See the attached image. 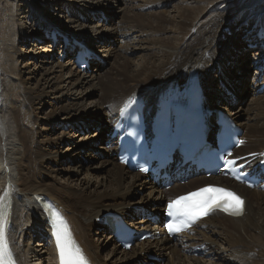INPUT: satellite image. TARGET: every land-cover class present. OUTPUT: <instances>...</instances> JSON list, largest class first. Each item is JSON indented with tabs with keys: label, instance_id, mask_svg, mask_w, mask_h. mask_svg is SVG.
<instances>
[{
	"label": "bare ground",
	"instance_id": "obj_1",
	"mask_svg": "<svg viewBox=\"0 0 264 264\" xmlns=\"http://www.w3.org/2000/svg\"><path fill=\"white\" fill-rule=\"evenodd\" d=\"M13 1L15 4L5 0L4 7H0V123L5 128L4 134H0V196L6 195L9 190L12 192V227L9 235L19 262L34 264L28 259L30 246L23 245L26 235L34 232L35 236L39 235L38 241L44 239L45 233L40 225L45 219L37 198L45 196L61 208L81 249L92 264H117L119 262L112 259L118 252L125 258L124 262L120 261L121 264H264V190L251 189L237 183L227 184L226 179L219 175L196 177L183 185L175 184L166 189L152 182L147 183L140 173L118 163L114 155L116 147H104L107 150L104 152L98 145L99 141L111 142L106 135L110 123L118 108L130 97H140L149 111L154 102L172 91L174 86L183 83L188 85L195 77L203 84L204 101L227 114L226 110L229 108L224 107V104L228 102L220 97L222 93H218L221 85L214 81L218 78L223 85H226V81L231 86L234 84V98L229 95L225 97L234 103L239 100L238 91L244 86V78H234L232 71L235 67L231 64L230 57L237 50H240L241 55L237 53L242 57L245 52L242 48L248 49L254 45L258 46L253 53L257 63H254L250 86L252 94L255 93L261 81L259 68L263 65L264 58V49L261 48L264 39H259L255 33L257 29L264 32V0H172V7L176 11L174 16L162 9L164 3L169 4L171 0H137L138 3L134 5L130 4L131 0H124L121 16L110 25L113 38L117 40L119 37L121 42L116 48L109 47L107 53L114 54L113 58H123L115 73L100 78L93 70L83 69L86 73H81L83 70L79 71V68L75 71L74 59L68 58L62 63L53 62L49 49L46 51L50 45H42L33 55L36 60L34 70H29L32 74L30 78L34 79L36 72L40 74L34 87H31L29 79L23 78L17 66L16 57H20L22 52L18 45L25 40L31 42L40 38L42 41L48 33L66 36L67 32L53 24H41L37 28L28 26L27 21L36 16V6L43 0ZM62 2L72 21H78L81 16L90 19V12L96 14L103 6L100 0H57L56 3L63 6ZM25 3L30 9L24 12ZM159 8L161 10L157 12H147ZM72 21H69L73 26L70 27L73 32L72 40L79 38L81 41L84 38L86 40L82 41L91 43L93 39H88L82 29L74 30L77 25ZM237 31L241 32V38L237 37L235 42ZM149 33H159L161 36L154 38ZM73 41L70 40V44L66 45V53L75 44ZM171 47L173 50H170ZM136 48H139L141 55L135 70L132 64L129 65L130 58L126 54L135 52ZM77 49L78 46H74V52ZM150 49L154 51L151 52ZM44 52L47 56H42ZM94 62L95 57L91 59V63ZM65 69H69V72L63 74ZM214 69L217 70L216 75ZM236 70L240 72L241 68ZM172 73L173 77L167 75ZM237 79V84L231 82ZM96 87L99 92L95 93V98H90L96 108L85 110L81 102ZM48 96L55 98L57 105L53 109L59 110L63 116L62 119L59 116L52 117L57 121L62 120V123H70L69 127L75 122L78 128L80 125L91 126L89 119L84 120L83 124H80V120L86 115L96 114L93 126L99 131L94 134L96 139L91 142L92 145L79 142L81 147H78V141H73L69 152L50 149L60 144L62 139L57 134L53 135L49 128L42 135L43 129L37 125L40 121L37 110ZM211 98L217 100L218 104L211 103ZM261 98L251 101L254 106L249 105L245 109L238 106L229 112L236 124L245 129L242 134L245 145L242 147L241 143L235 156L261 153L264 148V125L251 120L243 123L240 120L242 113L250 119L255 115L264 119V99ZM252 109H256V113L251 112ZM100 114H103L104 121L100 119ZM47 121H44V125H50L49 119ZM74 137L78 135L75 133ZM76 146L78 149L74 151ZM84 148L85 155L80 153ZM80 157L82 160L87 159V162L84 163ZM63 160L70 162L63 167ZM256 160L257 158H253L251 163ZM36 162L39 173L32 169ZM82 170L86 172L83 176ZM96 172L98 174L94 175ZM206 184L226 186L244 197L242 215L232 217L213 211L200 221L198 227L193 228L192 235L167 239L155 234L150 239L135 242L130 251L121 250L110 228L105 226V221L109 223L110 220H104L103 213L114 211L129 218L127 224L136 231L158 229V222L152 223L147 215L135 218L136 211L132 205L141 204L145 207V212L158 213L163 209L164 202ZM138 194L140 196L135 199ZM1 202L4 203L3 206H8L7 201ZM159 202L160 209L156 208ZM100 216H103V220L97 222ZM18 228L20 234L17 236L15 230ZM90 233L98 235L94 237V242ZM201 242H206L209 248L206 254L201 257L188 254L187 248L190 245ZM44 244L48 257L42 259L43 255L40 254L36 259L43 261V264H53L54 249L51 245ZM109 247L113 257L107 259L109 252H105L106 257H102V250ZM43 250L44 248L40 252ZM149 255L159 257L160 262L153 260L149 263Z\"/></svg>",
	"mask_w": 264,
	"mask_h": 264
},
{
	"label": "rangeland",
	"instance_id": "obj_2",
	"mask_svg": "<svg viewBox=\"0 0 264 264\" xmlns=\"http://www.w3.org/2000/svg\"><path fill=\"white\" fill-rule=\"evenodd\" d=\"M3 1H5V0H0V7H4V2ZM11 1L15 4V2L13 0H10V2ZM100 1L103 3L102 10L101 9L97 10L96 14H94V12H90L91 15H92V17L90 19L81 16V17H79L80 19H78V21L77 20L76 21H72V20L69 19V12L67 11L66 5L64 6V4H63L65 1L62 2L63 6H60L59 4L56 3L57 0H43L41 3L38 4V6H36V9L38 10V13L35 14L36 16L30 18L27 22H28V26L33 27V28L40 27L41 24H43V25L50 24L49 26H51V24H53L55 27L59 26L63 30L65 29L64 32H67L66 36L69 39L67 45H69L70 44V40L73 41L72 38H71L72 37L71 34L73 33L71 28H73V26L71 24H69V21H72L71 23L77 25V27H74L75 28L74 30H77L78 28L82 29L84 35H86L88 37V39L89 38L93 39V41H91V43H89L87 41L86 42L82 41L84 38L81 39V42L86 44L96 54V57L94 56L95 57V62L94 63H89V66H88L87 69L89 71L93 70V72L97 76H99L100 78H103L105 75H108V74H111V73H115L116 70L119 67V62L121 63V61L123 59V58L121 59L120 57L113 58L114 54L108 55L107 50L112 48V47L116 48V47H118L120 45L121 39H119V37L117 38V40L113 38V34H112L111 29H110V25L112 23H115L119 19V17L121 16V14H122V6H123L122 2L124 0H119V1H117V0H100ZM136 3H138L137 0H131L130 1V4H132V5H134ZM14 7H15V5L12 6V12H14ZM23 8H24V12L30 9L27 6L26 3L24 4ZM162 9L165 12H169L167 14H169L170 16H174L176 14L175 9L172 7V0L170 1L169 4H167L165 2ZM158 10H161V8L156 9V10H147V12L153 13V12H157ZM142 12L146 13L145 10H142ZM11 17L13 18V14H12ZM248 21H250V20H248ZM248 27H250V26H248ZM148 35H150L151 37H154V38H157V37L161 36V34H159V33H153V34L149 33ZM240 35H241V32L237 31L236 34H235V39H234L235 42H237V37H238V39L241 38ZM61 36L64 37L63 34H61V35L59 34L57 41L56 42H52L53 39L51 40V38H50L51 36H47V34H46L44 36V40L41 38L42 41H40V38L37 39V40H34V41L31 40V42L25 40L24 43L22 42V43H20V45H18L20 47L19 49H21L22 52L20 51L21 52V56L20 57H16V61L18 60L17 61V66L20 68L23 78L24 79L26 78V79L30 80L31 87L32 86L34 87L36 85V80L40 77L39 76L40 74H38L36 72L35 73V78L36 79L35 78L34 79L30 78L32 76V74L29 73L30 71L34 70V68H35L34 66H35L36 60L33 58V55H35L37 53V51H39V47H41L42 45H46V47H49V45H50L49 48H46V51L49 49L48 52L51 53V55H52L51 56V60L53 62H57L58 61V62L62 63L63 61H66L68 58H72L73 59L72 52H74V46H76V45L73 44L72 48L70 49V51H68L66 53V50H65L66 46H63V38ZM165 36H167V34H165ZM74 40L80 41L79 38L78 39L74 38ZM84 40H86V39H84ZM132 40H133V37H132ZM249 45L250 44L248 43V46ZM257 48H258V46H256V45L250 46V47H248V49L246 47H244V48H242V51H245V52H244V55L242 57L240 56L241 55L240 50H237V52L240 55H238V53L235 51L236 53H234L230 57L231 64H234V67H235L234 69L236 70L237 68L239 69V67L241 68L240 72H237L239 70L232 71L234 78H239V79L244 78L243 79L244 86L242 87V89L240 91H238V94H239L238 99L239 100H237L234 103V102L230 101L228 98L225 97V95H229L230 97L234 98L233 97V95H234L233 94V90H234L233 85L234 84H232V86H231L229 84V82L226 81V85H223L221 79H218V78L215 79V81H214L215 83H218V84L221 85V90L219 91V93L218 92H216V93H218V94L222 93V95L220 97H222V98L227 100L228 104H224V107H226V108L228 107L230 109V110L229 109L226 110L227 115L229 117H231V115H229V112L231 110L235 109L236 107L239 106V108H240L241 106H243V108L245 109V107H248L249 105L254 106L253 102H251V101H255L256 99H258L260 97H262L261 99H264V95H262L263 92H257V91L255 92L254 91L255 93L252 94L253 89H251V86H250V81L252 82V73H253V71L255 69V67H254L255 64L254 63H256V61H257L256 60L257 58L254 57L255 55L253 53H255L254 51ZM170 50H173V48L171 47ZM35 51H36V53H34ZM121 51H123V50H121ZM150 51L152 52L154 50L150 49ZM59 52H61V53H59ZM46 54L47 53L44 52L42 54V56H45ZM61 55H63V57H61ZM126 55H127L128 58H130L129 65L132 64V66L136 70L138 68L136 65H137L138 62H140L141 51L139 50V48H136L135 52L127 53ZM252 58H253V62H252ZM29 61H31V63H28ZM155 63L157 64V62H155ZM242 67H243V69H242ZM73 69L75 71H77L79 69L77 64L73 65ZM80 70H81V68L79 69V71ZM214 71H216V73L214 72V74L216 75L217 74V70L214 69ZM66 72H69V69L68 70H66V69L63 70V74H66ZM80 72L81 73H86V70H83V71H80ZM173 73H175V69H174ZM173 73L172 74H167V75L169 77H173L174 76ZM237 81H238V79L237 80H232L231 82H235V84H237ZM98 92H99V89L97 87L93 90V92H90V93H89V91L87 92V93H89L88 96L83 100V102H81V105H82L83 108H85V110H87V109H89L91 107L96 108V104L95 103H91L90 98H95V93H98ZM254 94H256V95H254ZM254 96H256V97H254ZM241 99H242V101H241ZM211 103H215V104L217 103L218 104V101L211 98ZM56 105L57 104L55 102V98H50V96H48V98H45L44 102L41 105H39L38 110L35 109V110H37V114L40 117L38 119V121L40 120L39 124H37V125H38V128L40 127V129L41 128L43 129V130H41L42 135L44 134L45 129L49 128V130L52 132L53 135L57 134V135L60 136V139H62L60 144H58L57 146H53L50 149H53V150L56 149V150H59L62 153H65V152L71 151L70 150V146L73 144L72 143L73 141H78L77 142L78 143V147H81L79 142L80 143L81 142H85V144L88 145L89 143L91 144V142L96 139L94 134L98 133V131H99L98 128H95L93 126V124H94L93 122H96L95 119H94L95 118L94 116H96V114H93V115L89 114V115H86L84 119H81L80 121H82V122H80V124H83L84 120H86V119L88 120L89 119V121L91 122L92 125L91 126H87V127H85L83 125H80V128H81V130H80V128H78L77 122L72 123L73 126L69 127L71 125L70 123L69 124H68V122L67 123H62V120L61 121H57V119L55 117H52V116H59V118L63 117L59 110H54L56 108L55 107ZM58 105H60V104H58ZM220 106H223V105H220ZM72 112H74V111H72ZM251 112L256 113V109H252ZM255 116H252L251 119H250L248 115H245V114L242 113V115L240 117V120H242L243 123H245L248 120H251L252 122H254L256 124L264 125V123H263L264 119L263 118H258V117H255ZM101 118L104 121L103 114H100V119ZM48 119L51 122L50 125H44V121L48 122L47 121ZM32 127H34V126L32 125ZM262 127H264V126H262ZM243 130L245 131L244 128H243ZM37 131L38 130H36V132ZM75 133L78 135V137H74L73 138V135ZM244 136H246V135H244ZM38 138L39 137H38V134H37V139ZM65 141H68V143L67 142L65 143ZM85 144H84V146H86ZM98 145H99L100 150H102L104 152H107V150L104 149V147L107 148V146L105 145V143L103 141H99ZM243 145H245V143ZM77 149L78 148L76 146V148H74L73 150L76 151ZM80 153H83V155H85V148L82 149L80 151ZM83 155H81V156H83ZM80 159H81V157H80ZM82 161L84 163H86L87 159H83ZM92 161H90V162H92ZM69 162L70 161L63 160L62 161V163H63L62 166L65 167L66 165L69 164ZM32 169L36 173H39V168L37 167V162L32 166ZM83 171L84 170H82V174H81L82 176L86 174V172L85 171L83 172ZM43 172H44V175H46L45 171H43ZM92 172H90V173H92ZM97 174L98 173L96 172V174H94V175H97ZM142 176H143V178L146 179L147 183H150V181L147 180L146 176H144V175H142ZM128 180H129V178H128ZM138 190L141 191V188H139ZM140 193H142V192H140ZM139 196H140V194H138L134 198L137 199ZM23 206L25 207V204H23ZM132 206H137L138 208H140V207L143 208L141 204H139V205L136 204V205H132ZM160 207H161V205H160V202H159V204H158V206L156 208L160 209ZM20 208H21L20 210L22 211L23 210L22 209V203L20 204ZM24 210H26V209H24ZM88 230H90V229H88ZM15 233L18 236L20 234V228H18V230L16 229ZM38 236H35L34 232L26 235L24 237V244L23 245H24V247L27 246V245L30 246L29 247L30 250L28 251L29 252L28 253V259L31 262H33L34 264H43V261H38V259H36V257H38L40 254H42L43 255L42 259H45V258L48 257V255L45 252L46 251V245L44 244L45 240L42 239L41 241H38ZM95 236H98V235H94V234L90 233V237H91L92 241L94 240ZM36 242H42V244L41 245H37ZM42 248H44V250H43V252H40V250ZM109 251H110V247L102 250V255L101 256L102 257H106L104 255H106V253L109 252ZM125 251H127V250H125ZM145 255H146V252H145ZM118 256H120V257H118ZM112 257H113V254H110V252H109L107 259L112 258ZM123 259H125V258H123L121 255H119V252H118V254H116L114 259H112V260H114L116 263L119 262L117 264H121L120 261L124 262ZM147 260L149 261V263L153 262V260L149 259V257H147ZM154 261L160 262L159 261V257H157V259L154 260ZM137 264H145V263L144 262L143 263L137 262Z\"/></svg>",
	"mask_w": 264,
	"mask_h": 264
},
{
	"label": "snow or ice",
	"instance_id": "obj_3",
	"mask_svg": "<svg viewBox=\"0 0 264 264\" xmlns=\"http://www.w3.org/2000/svg\"><path fill=\"white\" fill-rule=\"evenodd\" d=\"M2 126L3 124L0 123V127ZM239 143H243V141ZM251 155L255 156L256 154ZM239 159L241 158L225 159L224 167L230 169ZM145 170L144 168L140 169V171ZM4 199V196H0V201ZM243 203L241 197L229 189L212 185L202 187L169 202V214L174 219L166 227L169 233L178 232L189 227L200 217L207 216L214 209H220L226 213L239 216L243 213ZM177 218H179L178 224L175 223ZM51 231L55 239L59 264H89L83 250L72 237L67 222L59 214H57V219L52 222ZM0 264H15L13 254L8 246L5 225L2 219H0Z\"/></svg>",
	"mask_w": 264,
	"mask_h": 264
},
{
	"label": "clouds",
	"instance_id": "obj_4",
	"mask_svg": "<svg viewBox=\"0 0 264 264\" xmlns=\"http://www.w3.org/2000/svg\"><path fill=\"white\" fill-rule=\"evenodd\" d=\"M4 132H5L4 126L0 127V134H4Z\"/></svg>",
	"mask_w": 264,
	"mask_h": 264
}]
</instances>
